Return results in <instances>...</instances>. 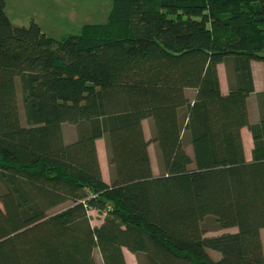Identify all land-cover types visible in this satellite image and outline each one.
I'll return each mask as SVG.
<instances>
[{
    "label": "trees",
    "instance_id": "1",
    "mask_svg": "<svg viewBox=\"0 0 264 264\" xmlns=\"http://www.w3.org/2000/svg\"><path fill=\"white\" fill-rule=\"evenodd\" d=\"M253 60L264 63V0H113L106 22L59 39L33 20L12 24L0 0V264H97L95 250L102 264H127L124 249L138 264H264ZM90 209L104 214L97 226ZM206 217L235 231L204 236Z\"/></svg>",
    "mask_w": 264,
    "mask_h": 264
},
{
    "label": "crops",
    "instance_id": "2",
    "mask_svg": "<svg viewBox=\"0 0 264 264\" xmlns=\"http://www.w3.org/2000/svg\"><path fill=\"white\" fill-rule=\"evenodd\" d=\"M112 1L113 0H106L105 2L107 3L108 8L104 9L103 5H100L102 4V1L97 0H5V12L10 22L14 25H25L27 22L29 24V22L33 20L38 23L42 30L44 27H50L47 22L51 25V22L61 21L66 24V27L79 28L80 32L82 27L86 24H102L106 22ZM103 10H106V12H103ZM64 34L67 33L61 32L62 36ZM73 34L76 33L73 32ZM256 69H258V73H256ZM251 70L254 82V92L248 96L247 106L250 123H256L259 119L257 93L264 91V63L255 60L251 61ZM217 72L220 90L222 93H227L229 85L223 63L217 65ZM187 95L189 99H193L194 90L189 89ZM146 122L149 123L151 130L152 124L150 119H144L142 121L144 134L146 138H148L150 133L147 134L144 128ZM62 131L65 142H70L75 139L76 134L72 125L63 124ZM241 137L242 140L246 139V143L250 149L252 146V138L247 127L241 128ZM95 143L102 178L106 183H109L111 175L108 165L105 138H98L95 140ZM188 145L189 144H187L185 148L190 154V145ZM151 146L155 148V155L156 147L154 143H150L148 146L152 165ZM243 147H245V143H243ZM245 158L246 160L250 159V157ZM152 170L154 172L153 165ZM102 215L104 217V214Z\"/></svg>",
    "mask_w": 264,
    "mask_h": 264
},
{
    "label": "rangeland",
    "instance_id": "3",
    "mask_svg": "<svg viewBox=\"0 0 264 264\" xmlns=\"http://www.w3.org/2000/svg\"><path fill=\"white\" fill-rule=\"evenodd\" d=\"M97 1H102V4H100V5H103L104 9L108 8L107 3L105 2L106 0H97ZM103 12H106V10H103ZM47 23L49 24L50 27L49 28L44 27L42 29V31L44 33H46V35L51 36V37L56 38V39H59V38L62 37L61 32L72 33V34H73V32H75V33L79 32V28L66 27V24L64 22H61V21L51 22V25H50L49 22H47ZM26 25H28V22L25 23V26ZM256 73H258V69H256ZM18 99H19L20 107H21L20 110L22 112L21 93H18ZM22 122L23 123L25 122V120L23 118V115H22ZM144 128H145V132L147 134L150 133L148 136L151 137V133H152L151 131L152 130H151V127H150L149 123L146 122L144 124ZM184 139H185V143L188 144L189 143L188 137H185ZM242 142L245 143V147H244V155H245V157H247V158L251 157V147L252 146L249 149V147H248V145L246 143V139L242 140ZM189 147H190L189 148L190 149V151H189L190 155H192V148H191V146H189ZM150 149H151V158H152L153 169H154L155 174H158V173H160L158 157L155 155V148H153L151 146ZM65 205L66 204L57 206V207L53 208L51 211L59 210L60 208H62ZM88 215H89V218H90V224L92 226L99 225L101 223V221H102L101 219L103 218L102 213L98 212L95 209H90L88 211ZM202 226L205 229L204 236H211V235H217V234H220V233H223V232L235 231V228H219L215 224L214 219L211 218V217H206L203 220V222H202ZM260 233H261L263 252H264V228H262L260 230ZM123 251H124V256H125V260H126L127 264H138L137 258H136V256L133 253L129 252L126 249H124ZM208 253L213 259H217L219 257V254L217 252L213 251V250H208ZM94 257H95V260H96L97 264H102L101 259H100V255L97 252V250L94 251Z\"/></svg>",
    "mask_w": 264,
    "mask_h": 264
}]
</instances>
